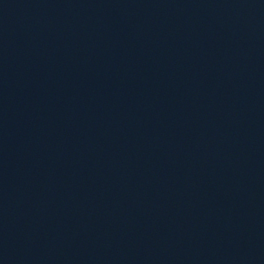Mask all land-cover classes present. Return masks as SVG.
Segmentation results:
<instances>
[{"label":"water","instance_id":"obj_1","mask_svg":"<svg viewBox=\"0 0 264 264\" xmlns=\"http://www.w3.org/2000/svg\"><path fill=\"white\" fill-rule=\"evenodd\" d=\"M0 264H264V0H0Z\"/></svg>","mask_w":264,"mask_h":264}]
</instances>
